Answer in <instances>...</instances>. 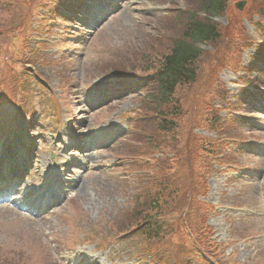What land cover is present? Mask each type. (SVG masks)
<instances>
[{
    "label": "rangeland",
    "instance_id": "1",
    "mask_svg": "<svg viewBox=\"0 0 264 264\" xmlns=\"http://www.w3.org/2000/svg\"><path fill=\"white\" fill-rule=\"evenodd\" d=\"M106 1L119 8L90 30L67 11L74 0H0V137L12 123L23 127L24 144L35 135L38 142L24 194L42 183L41 160L58 152L55 143L42 146V134L73 131L81 144L83 125L132 118L129 134L110 151L85 152L91 169L70 168L67 179L76 175L84 190L73 187L56 217L38 222L0 206V264H58L55 252L61 257L62 247L80 240L85 244L75 249L122 242L115 253L123 264H182L184 255L194 259L185 264H209L195 240L206 242L211 232L223 250L216 263L264 264V115L250 106L252 98L264 99V51L257 49L264 48V0H223L213 20L217 36L199 46L194 80L176 87L163 111L146 98L151 83L104 109H85L78 97L111 73L153 76L189 23L180 12L198 10L204 19L200 6L210 0ZM96 4L97 13L106 11L104 2ZM84 11L91 13H78ZM246 66L260 82L243 77ZM165 124L170 129L159 130ZM153 200L157 213L148 211ZM148 213L160 216L161 240L140 232ZM45 230L61 238L50 242Z\"/></svg>",
    "mask_w": 264,
    "mask_h": 264
},
{
    "label": "trees",
    "instance_id": "2",
    "mask_svg": "<svg viewBox=\"0 0 264 264\" xmlns=\"http://www.w3.org/2000/svg\"><path fill=\"white\" fill-rule=\"evenodd\" d=\"M223 7V0H210L200 6V12L206 16L204 19L199 18L198 10L185 14L189 20L185 31L171 41L168 51L156 62L153 82L155 90L149 95L150 102L154 104L153 107H161L163 111L167 103L173 99L176 87L194 80V64L200 55L198 44L212 42L217 36L211 18L216 16ZM160 116L165 117L166 113H161ZM170 124L173 125L172 122ZM163 129L170 128L165 124L164 128L161 127L159 130ZM153 205L155 207V203Z\"/></svg>",
    "mask_w": 264,
    "mask_h": 264
},
{
    "label": "bare ground",
    "instance_id": "3",
    "mask_svg": "<svg viewBox=\"0 0 264 264\" xmlns=\"http://www.w3.org/2000/svg\"><path fill=\"white\" fill-rule=\"evenodd\" d=\"M88 161H89V160H88ZM88 161H86L87 164L89 163ZM79 185H82V187H80ZM75 186L80 187L81 190H84V188H83V184H82V183H81V184H76Z\"/></svg>",
    "mask_w": 264,
    "mask_h": 264
},
{
    "label": "water",
    "instance_id": "4",
    "mask_svg": "<svg viewBox=\"0 0 264 264\" xmlns=\"http://www.w3.org/2000/svg\"><path fill=\"white\" fill-rule=\"evenodd\" d=\"M237 7L241 9V5H237Z\"/></svg>",
    "mask_w": 264,
    "mask_h": 264
}]
</instances>
